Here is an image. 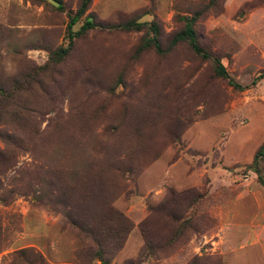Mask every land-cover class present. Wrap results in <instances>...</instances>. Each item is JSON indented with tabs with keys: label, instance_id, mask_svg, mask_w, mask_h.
<instances>
[{
	"label": "rangeland",
	"instance_id": "374dc122",
	"mask_svg": "<svg viewBox=\"0 0 264 264\" xmlns=\"http://www.w3.org/2000/svg\"><path fill=\"white\" fill-rule=\"evenodd\" d=\"M57 1L0 0L14 91L0 97V264H264V187L247 169L264 142V0H93L96 28L46 66L81 2ZM194 15L241 91L170 48ZM129 21L155 23L162 54L135 55L145 30Z\"/></svg>",
	"mask_w": 264,
	"mask_h": 264
},
{
	"label": "trees",
	"instance_id": "16d2710c",
	"mask_svg": "<svg viewBox=\"0 0 264 264\" xmlns=\"http://www.w3.org/2000/svg\"><path fill=\"white\" fill-rule=\"evenodd\" d=\"M55 2L59 3L57 0H54ZM93 0H81L78 10L75 14H70L68 16V24L66 28L67 37L69 41V45L67 48L58 47L54 51L49 53V59L47 62V65L53 64H60L61 62L66 60V57L69 55V52L71 51L72 44L74 42L75 38H82L84 37L88 31L94 30L96 28V23L94 22V19L91 15L87 14L86 12L91 5ZM52 6V5H51ZM56 10L62 11L63 8L60 6L56 8ZM84 24L80 27L79 31L77 33H74L72 31L73 26L84 16ZM199 16H193V17H182L180 18V21L183 23L182 29L176 33L171 41H170V48L175 47L178 44L186 43L189 45L191 50L203 61H209L212 64L214 75L219 78L226 80L228 85L236 90H242V88L237 85L228 75L226 72L224 66L221 64V59L214 56L211 52L203 49L198 42L197 33L195 31V23L197 21ZM119 29H123L124 31H143L145 30V33L143 37L141 38L139 45L136 48L135 55H140L143 52L149 51L150 49H154L157 54H162L161 47L158 40L159 31L155 23L150 24H144V23H138L136 21H129L123 24L119 27ZM261 79V78H260ZM14 91H8L2 87H0V97L6 100H10L13 98ZM264 157V142L262 145L258 148L256 151L253 160L250 165L247 166L248 171L253 172L257 176V182L264 187V176L260 170V160ZM200 196L194 199L190 202L188 205V208H192L194 204L197 203L198 200H200ZM171 201V200H170ZM168 201V205L170 203ZM163 211V210H162ZM117 220V223L119 225V216L115 217ZM124 222H126L129 225V229L132 227V225L126 220L122 219ZM177 221H179L177 219ZM145 223H142L141 228L143 227ZM123 232L122 229L119 233ZM126 232V233H128ZM143 234V231H142ZM144 235V234H143ZM144 237V236H143ZM145 239V238H144ZM146 240V239H145Z\"/></svg>",
	"mask_w": 264,
	"mask_h": 264
},
{
	"label": "water",
	"instance_id": "95a60500",
	"mask_svg": "<svg viewBox=\"0 0 264 264\" xmlns=\"http://www.w3.org/2000/svg\"><path fill=\"white\" fill-rule=\"evenodd\" d=\"M46 1H48L52 6L56 8L59 7V3L55 2L54 0H46Z\"/></svg>",
	"mask_w": 264,
	"mask_h": 264
}]
</instances>
